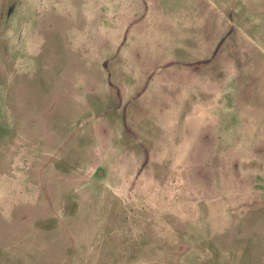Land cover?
<instances>
[{"label":"rangeland","instance_id":"1","mask_svg":"<svg viewBox=\"0 0 264 264\" xmlns=\"http://www.w3.org/2000/svg\"><path fill=\"white\" fill-rule=\"evenodd\" d=\"M0 264H264V0H0Z\"/></svg>","mask_w":264,"mask_h":264}]
</instances>
